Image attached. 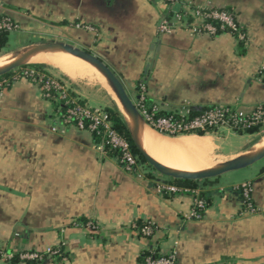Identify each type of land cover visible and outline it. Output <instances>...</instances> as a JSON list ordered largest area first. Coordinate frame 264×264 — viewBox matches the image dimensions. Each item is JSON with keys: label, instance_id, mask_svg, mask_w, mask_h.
Returning a JSON list of instances; mask_svg holds the SVG:
<instances>
[{"label": "crops", "instance_id": "0c3cea01", "mask_svg": "<svg viewBox=\"0 0 264 264\" xmlns=\"http://www.w3.org/2000/svg\"><path fill=\"white\" fill-rule=\"evenodd\" d=\"M188 4L228 9L248 41L229 33L197 35L183 25L160 33V23ZM0 7L28 40L47 33L101 59L135 102L141 85L168 113L211 107L250 113L264 106V0H177L171 6L166 0H0ZM70 86L87 105L91 99L109 107L101 89ZM164 136L206 140L218 149L212 134ZM95 144L91 133L59 126L53 105L34 84L22 79L0 93L2 248L22 253L61 246L66 252L63 259L18 264H143L149 252L174 249L177 264H264V160L191 188L144 165L125 172ZM246 182L254 188L255 214L244 212L238 187ZM161 185L199 190L208 201L202 219L184 218L192 193H162ZM145 221L157 226L152 238L139 233Z\"/></svg>", "mask_w": 264, "mask_h": 264}, {"label": "built area", "instance_id": "2783aa9c", "mask_svg": "<svg viewBox=\"0 0 264 264\" xmlns=\"http://www.w3.org/2000/svg\"><path fill=\"white\" fill-rule=\"evenodd\" d=\"M168 6L177 3V0H166ZM1 10V7H0ZM4 13L0 11V15ZM172 19H165L159 25V32L162 34H172L176 30V26L183 25L197 35L217 36L218 31L232 34L240 42H247L248 36L242 26L238 23L236 16L226 10L212 7L208 5L184 6L183 10L172 13ZM170 15V14H169ZM168 15V16H169ZM82 28L93 31L91 27L82 26ZM20 26L9 16H0V32L14 33L19 32ZM260 75L264 78V67L260 70ZM28 80L41 91L43 97L47 100L56 98L62 101L66 106V112L58 121L59 126L66 128L75 126L80 131H87L93 136L99 138V142L95 144V148L101 154H107V150H116L119 152L118 160L123 170L128 173L135 172L139 164L133 155L128 142L120 136L113 128V123L108 112L102 107H89L82 102L71 89L64 84L59 78L55 77L47 71V73L37 72L32 68L17 73L14 77L0 80V92L10 84L11 81ZM140 100L136 102L139 112L141 113L147 124L156 132L169 137H178L184 135H195L198 132H205L206 135L213 134L222 128L234 132L235 130H243L247 127L261 125L264 128V106L256 107L250 113L240 112L231 107H215L204 111L198 116L189 117L192 111L185 113H174L169 117H161L155 119L145 107L146 98L145 88L141 89ZM154 111L161 109L155 105ZM176 115V117H175ZM58 128L54 127L53 131ZM242 199L245 213L255 214L258 208L253 201L254 188L250 182L243 183L238 187ZM162 193L190 192L193 194V206L191 210L185 214L187 221H199L203 217V212L208 206V202L201 192L196 189H182L175 186L161 185L159 187ZM157 232V226L152 221H145L140 229V234L145 238H152ZM178 243H175L177 246ZM60 248L50 247L42 252H22L12 253L4 250L0 242V263L12 262L16 255L19 261L23 263L40 262L47 257H55L60 254ZM143 264H177V254L175 249L168 254H162L161 257H155L150 252L144 260Z\"/></svg>", "mask_w": 264, "mask_h": 264}, {"label": "bare ground", "instance_id": "6f19581e", "mask_svg": "<svg viewBox=\"0 0 264 264\" xmlns=\"http://www.w3.org/2000/svg\"><path fill=\"white\" fill-rule=\"evenodd\" d=\"M23 55H25V51L19 53L9 52L0 55V69L11 65L23 57ZM26 62L42 64L54 68L75 82H97L107 87H111L110 90L114 101L117 103L118 108L128 121L129 126L131 127L132 125V129H134V123L118 100L114 88L109 84L107 78L100 72V70L89 62L61 50L39 52L28 58ZM159 136L161 137V135ZM160 137H158L149 127L140 124L138 139L143 150L154 160L170 170L186 173L202 172V169L207 163H209L211 156L215 154L214 145L206 140L200 139L197 141V139L195 141V139L192 138L193 140L187 139L188 141H177V139L171 141L172 138H170L171 140L169 139V141H166L168 138L162 140ZM263 150L264 136H262L251 147L249 155H255Z\"/></svg>", "mask_w": 264, "mask_h": 264}, {"label": "water", "instance_id": "95a60500", "mask_svg": "<svg viewBox=\"0 0 264 264\" xmlns=\"http://www.w3.org/2000/svg\"><path fill=\"white\" fill-rule=\"evenodd\" d=\"M55 50L64 51L75 57H78L80 59L89 62L90 64L95 66L98 70H100V72L107 78L109 84L114 88L116 92V96L120 101L121 105L123 106L125 112L130 116V118L134 123V129H131L128 124V121L120 111L133 136V139L138 149L141 151L144 158L147 160L149 166H151L160 175L174 180H191V181L213 180L227 173L246 169L264 160V150H263L255 155H249V154L242 155L240 157H237L235 159L223 163L219 167L198 173H186V172L174 171L166 168L164 165H162L161 163L150 157L139 144L138 138H139L140 124H144L145 126L149 127L152 130L154 129L150 127L142 117L141 113L138 110L135 100L128 93V90L126 89L123 82L115 75V73L110 69V67L107 64H105L101 59L89 53L88 51L75 47L74 45L69 43L49 42V43L37 44L32 49L25 52V55H23V57H21L11 65L3 69H0V77H3L22 67L30 66V63H26V60L39 52H50Z\"/></svg>", "mask_w": 264, "mask_h": 264}, {"label": "rangeland", "instance_id": "374dc122", "mask_svg": "<svg viewBox=\"0 0 264 264\" xmlns=\"http://www.w3.org/2000/svg\"><path fill=\"white\" fill-rule=\"evenodd\" d=\"M21 33L22 32L19 31V32H14V33L9 34V44L2 52H0V55L6 54L9 52H15V53H19V52H23V51L27 52L30 50V48L32 49L37 44H43V43H49V42L69 43L67 39H63V40L62 39H56L55 37H53L47 33L42 34L43 37H41V38H38L39 36H35V37L31 36V37H29L30 40H28L27 39L28 37L25 34H21ZM32 37H34L35 39H33ZM69 44H71V43H69ZM26 47H28V48H26ZM26 63H30V65H42V64L31 63V62H26ZM45 67L49 73H51L55 77L59 78L69 88H71L70 85L73 84V85H78L80 87L95 86L97 89H101L108 96L109 107H113L115 105L117 106L116 102L113 99L112 92L110 90L111 87H107V86L102 85L101 83L99 84L97 82H91V83H89V81L75 82V81L69 79L67 76H65L64 74H62L60 71H58L56 69L51 68V67L46 66V65H45ZM115 75L120 79V77L118 76L117 73H115ZM88 106L95 108V107L104 106V103H101V102L97 103V102H94L93 100L89 99L88 100ZM212 135H214V137L216 138L215 145L217 146L218 149H217L216 153L212 155L213 158L211 156V158L209 159V163H207V165L203 168L204 170L202 169V171H207V170L214 169L216 167L221 166L223 163L227 162L233 156V154H235L236 152H240V151L242 152V151L246 150L245 155H248L251 147L262 136H264V128H261L260 132L255 134L253 137L244 138V139H242V137L239 136L238 134H236L232 131H228L225 128L217 130ZM164 137H167V136H164ZM144 166H143V168L145 171H149V172L151 171L154 173L156 172L148 164L147 165L144 164ZM156 173H158V172H156ZM231 173H234V172L227 173L223 176L226 178V177H228V175H231Z\"/></svg>", "mask_w": 264, "mask_h": 264}, {"label": "trees", "instance_id": "16d2710c", "mask_svg": "<svg viewBox=\"0 0 264 264\" xmlns=\"http://www.w3.org/2000/svg\"><path fill=\"white\" fill-rule=\"evenodd\" d=\"M222 10H226V11H229L228 9H222ZM231 12V11H229ZM232 13V12H231ZM4 16H7L5 14H3ZM3 15H0L1 17H3ZM173 17V14L171 13L167 18L168 19H172ZM222 33H226V32H223L222 30H219L218 31V35L222 34ZM9 34L10 33H7V32H0V52H2L9 44ZM240 42V41H239ZM240 43H243V42H240ZM28 68H32L34 69L35 71H37L38 73L41 72V73H47V69L45 67V65H30V66H25V67H22L20 69H17L3 77H0V80H5V79H9V78H12L14 77L17 73H20L22 72L23 70H26ZM22 80V79H21ZM24 80V79H23ZM19 81V80H18ZM28 81V80H26ZM15 81H11L10 84L8 86L11 85V83H13ZM30 82V81H28ZM31 83V82H30ZM8 86H6L4 89L8 88ZM3 89V90H4ZM141 89H142V86L139 85L137 87V92H138V99L137 101L140 100V96H141ZM2 90V91H3ZM1 91V92H2ZM0 92V93H1ZM135 100V98H134ZM48 101H50V103L53 105L54 107V112H55V116H56V119L57 121H59L62 116L65 114L66 112V106L64 105V103L62 101H58L56 100V98H51L49 99ZM82 101V100H81ZM84 102V101H82ZM144 104H145V107L148 109L149 113L153 115V117L155 119H158V118H161V117H169L171 115H173L174 113H168V112H165V111H154L153 108L155 107V104H153L146 96L145 98V101H144ZM215 107H211V108H204L202 110H198V111H192L190 113V116L189 117H195V116H198L200 115L201 113H203L204 111H207V110H210V109H213ZM105 110L108 112L110 118H111V121L113 123V128L120 134V136H122L127 142L128 144L130 145V149L133 153V155L135 156L137 162L139 165H144V164H148L147 160L144 158L143 154L141 153V151L138 149L134 139H133V136L119 110V108L115 105L113 107H107L105 108ZM176 117V115H175ZM262 128L261 125H257V126H251V127H247L243 130H235L234 133L238 134V135H255L257 133L260 132V129ZM195 135H198V136H205L206 133L205 132H198V133H195ZM94 140H95V143H98L99 142V138L94 135L93 136ZM107 154L111 157H114V158H117L119 157V152L116 151V150H111V149H108L107 150ZM149 165V164H148ZM174 181V184L178 185V186H183V187H191V188H194L196 187L198 181H191V180H173ZM210 180H203L204 183H207L209 182ZM207 200V199H206ZM208 202V201H207ZM145 222H142L141 224H138V230H139V233H140V229L141 227L144 225ZM150 253V252H149ZM148 253V254H149ZM155 254V257H161L162 254H160L158 251H154L153 252ZM146 254L144 256V260H145V257L148 255ZM66 256V252L64 250L63 247L60 248V254L58 256H55L53 258H56V259H63L65 258ZM19 263V258H18V255H16L15 259L10 262V264H18Z\"/></svg>", "mask_w": 264, "mask_h": 264}]
</instances>
